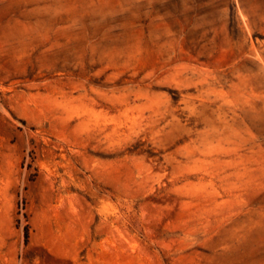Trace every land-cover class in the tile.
Returning a JSON list of instances; mask_svg holds the SVG:
<instances>
[{
  "label": "rangeland",
  "instance_id": "obj_1",
  "mask_svg": "<svg viewBox=\"0 0 264 264\" xmlns=\"http://www.w3.org/2000/svg\"><path fill=\"white\" fill-rule=\"evenodd\" d=\"M0 264H264V0H0Z\"/></svg>",
  "mask_w": 264,
  "mask_h": 264
}]
</instances>
